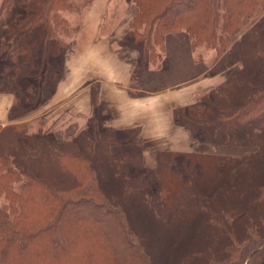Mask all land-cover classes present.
I'll list each match as a JSON object with an SVG mask.
<instances>
[{"label":"trees","instance_id":"trees-1","mask_svg":"<svg viewBox=\"0 0 264 264\" xmlns=\"http://www.w3.org/2000/svg\"><path fill=\"white\" fill-rule=\"evenodd\" d=\"M133 1L127 37L143 60L160 61L156 46L163 49L167 35L181 31L193 47L235 55L239 73L174 108L173 118L212 144L251 145L256 152H184L186 169L194 161L200 174L182 182L174 172L159 173L164 187L180 186L161 190L159 211L137 171L144 152L112 149L140 143V127L121 141L92 116L58 142L44 133L45 122L35 128L15 121L25 108L11 110L9 122L0 123V264H264V0ZM78 5L13 0L4 45L25 62L37 48L58 56L68 46L62 12ZM176 153L158 150L154 171Z\"/></svg>","mask_w":264,"mask_h":264},{"label":"rangeland","instance_id":"rangeland-1","mask_svg":"<svg viewBox=\"0 0 264 264\" xmlns=\"http://www.w3.org/2000/svg\"><path fill=\"white\" fill-rule=\"evenodd\" d=\"M90 0H76V3L79 5L72 10H64L62 12V15L66 18L67 22V28L68 31L63 33L61 38V28L60 24L58 25L56 33H59L61 40L68 45L66 50L63 48L61 50V53L58 56L52 57L49 53H43L41 54L40 49L37 48L35 50H31L33 53V57L30 60V62H25L19 53H12V48L4 45V42L8 39L7 36L2 35L1 37L3 40L1 41L0 38V93H10L13 91L16 96V101L14 107L11 109L15 112H19V108H25L26 110L18 115H15L17 119L15 120L18 124L21 123H29L33 124L35 128H38L42 125H44V133L47 131L46 127V121L44 117L41 115L40 111L44 109L43 104H46L49 100H54L58 95H61V82L63 79L66 78V70L68 65V59L67 55L69 53L70 47L73 44L76 35L79 33L77 29L79 30L81 26L83 25V20L85 21V15L88 13L91 8V2L89 4ZM13 4V0H6L4 3V9L5 12L10 11L11 6ZM89 4V5H88ZM110 6V20L107 19V21H104L102 26L103 27H112L117 21L122 20L121 22L129 21L132 17V15L135 13V3L133 0H111L109 2ZM258 18V16L255 17V20ZM84 26V25H83ZM83 28V27H82ZM182 34H185V38H183V41L186 43H191L190 36L185 32L181 31ZM179 33V32H177ZM176 34V33H172ZM181 35V34H180ZM87 45L85 47V50L81 53L79 51L73 52V55L77 54V59L80 58L83 66V71L81 72V75H85L87 72H91L92 66H95V62L93 63V56L90 52V46L96 45L97 40L94 35H89L87 37ZM102 41L104 39L102 38ZM182 41V39H181ZM109 49L110 54H115V56H118V54H121L119 47H122V45L133 47L137 54L135 58V65L137 70L134 74V81L138 82L140 87H150L151 85H154V87L161 89L165 87H171L173 91L180 90V85H175V83H179L184 76V72H176L174 76H170L169 78L166 75H162L159 78L156 79V75H154L151 78V81H148L146 84L142 83L143 81L140 79V74L144 73L145 71L151 72L154 70H151L146 67L157 66L160 65L161 62L164 59V52H165V44L164 48H160L159 46H156V52L157 54L162 52V58L161 60H156V62H150L147 60H143V55L140 47L133 42H131L127 37V32L124 33L122 30L117 29L115 32L109 36V38L106 41ZM182 49H183V44ZM16 50V49H15ZM184 50H187L184 46ZM7 51V52H6ZM183 53H180L179 56L183 55ZM194 54V65H195V72L200 70L203 71L200 75H198L196 78L192 80V82H189L187 84H184L186 88L189 91V94H192L191 96H194L192 100H198L207 93L212 87H215L219 84H221L226 78L231 76H236L241 68V63L237 62L234 63V60L236 59L235 55L232 54V56H227L226 58H222L223 56H218L214 49H211L207 47L206 45H200L195 46L193 50ZM43 56L44 59H42L39 56ZM159 61V62H158ZM147 62H150V66L146 64ZM92 64V65H91ZM200 66V67H199ZM92 73V72H91ZM197 73V72H196ZM195 73V74H196ZM199 73V72H198ZM197 73V74H198ZM95 70V72L92 73V78L90 81H93L92 79L95 76H98ZM83 77V76H82ZM78 78L77 84L80 83L82 80L81 78ZM86 77V76H85ZM84 77V78H85ZM88 77V76H87ZM189 77V74H188ZM194 77V76H193ZM83 78V79H84ZM87 79V78H86ZM83 81V80H82ZM88 80H85V83ZM82 83V82H81ZM80 83V84H81ZM135 84V83H133ZM193 87V88H192ZM170 90V88L168 89ZM167 91V90H164ZM164 91H161L162 93ZM138 93L141 95H145V92L143 90H138ZM183 93H180L179 95H175L172 100H175L176 102H181L182 100L179 99L177 96L182 95ZM106 100V99H104ZM49 104V103H48ZM46 104V106L48 105ZM104 106L103 99L99 101L98 108H102ZM169 110V108H168ZM168 110L163 109L162 110V117H163V130L157 133H154L152 131H148V133L144 136V138L141 135V142L140 143H121L120 145L114 146L112 149L114 151L118 149H123L127 147H134L136 149H140L144 152L146 158V162L142 167H138L137 171L143 174V179H145L146 183L143 185L145 186V191L147 192L149 196V200L153 207H155L157 210L162 211V203H164V200H162V193L161 190L164 188L165 193L169 191V189L172 191H176L180 189L179 184L172 183L171 186L164 187V185L161 184V179L159 176H161L159 173L165 172L163 174L167 173H175V176L177 180L186 181L189 178L193 179L195 176H198L200 174V171L198 170V164H194V161L191 165L190 172L186 169L189 165V158L184 156V152H181L180 148L178 149H172L176 151L177 153L169 163L162 164L159 168H157L154 171V159H155V151H158L159 148H161L163 145L160 143H157L154 139V136H166L168 139L171 138L172 133H175L176 136L184 135L185 132L187 135L186 143L182 146L181 142L178 141H171L168 140L166 148L168 147H174L177 148L180 144L181 148H186L189 150H197V152L202 153H214L218 155H233V156H239V157H246L254 155L253 153L256 152L257 148L251 146V145H229V144H212L208 140H206L203 133H201L199 130L191 132L189 129H185V126L177 125L176 123H173L175 128L166 130L165 123L167 122L165 119V112ZM55 118H57V115H55ZM61 119L64 121V125L67 121V119L61 115ZM97 119L100 128L108 126L106 122H108L107 115L102 113V110L97 112L96 118ZM106 121V122H105ZM51 123L49 126L53 127V133L47 132L50 135H55L57 139H62L66 137L68 133L64 132L61 133V130L59 128L61 127V123L58 122L56 119ZM144 126V123L141 122ZM167 124V123H166ZM172 123H169L167 126L174 127ZM74 125V124H73ZM73 125H70V128H73ZM114 127V131L116 134V137L120 139L121 141L125 140L127 136L130 134L133 127L136 125V123H131L130 125H114L111 124ZM43 127V126H42ZM187 128V127H186ZM61 133V135L57 134V131ZM61 136V137H60ZM172 145L170 144V142ZM178 150V151H177ZM195 160V159H192ZM135 169L131 167V172H134ZM159 174V176H158ZM162 177V176H161ZM175 178V177H173ZM174 184V186H173ZM3 202L2 197H0V205Z\"/></svg>","mask_w":264,"mask_h":264},{"label":"crops","instance_id":"crops-1","mask_svg":"<svg viewBox=\"0 0 264 264\" xmlns=\"http://www.w3.org/2000/svg\"><path fill=\"white\" fill-rule=\"evenodd\" d=\"M6 0H0V38L1 41L3 38L2 35L7 36L9 33V12H5L4 3ZM91 3V8L85 15V21L83 20V25L78 30V34L69 49L67 55L68 65H66V78L61 82V95H58L54 100H49L46 104H43L40 111L41 115L44 117L47 124V132L53 133V127L51 128L49 124H54L55 119L61 123V133H68L66 137L62 139H57L58 142H62L68 138L74 137L82 128L86 126L90 117L97 115V112L102 110V113L107 115L109 127H114V125H130L131 123H136L133 127H140L139 137L144 138L148 131L154 133L162 131L163 126V117L162 110H169L165 112L166 127L168 130L175 128L173 110L177 107L187 106L194 101V96L189 94L188 89L184 84L192 82L194 78L200 75L203 71L194 70V47L191 43H186L183 41L185 34L182 32L176 34H169L165 40V52L164 59L160 65L150 66V62H147L150 67L151 72L145 71L140 74V79L142 83L146 84L148 81H151V78L156 75V79L162 75H166L168 78L174 76L176 72H184L179 83L175 85H180L181 89L173 91L171 87H165L158 89L151 85L150 87H140L138 82L134 81V74L137 70L135 65L136 50L133 47L122 45L120 48L121 54L115 56V54H110V49L106 43L107 39L115 30L120 29L122 32H127L129 30V24L133 17L126 22H121L122 20L117 21L112 27H103L102 24L107 19L110 20V6L109 2L111 0H93ZM83 27V28H82ZM94 35L96 37V45L90 46V52L93 56V63L95 66H92L91 72L99 73L98 76H95L92 80V73L87 72L85 75H81L83 71L84 64L81 59H77V54L73 55V52L79 51L83 52L87 45V37L89 35ZM181 34V35H180ZM102 38L104 41H102ZM182 39V41H181ZM183 44V49L181 48ZM184 46L187 50H184ZM183 55L179 56L180 53ZM92 65V64H91ZM200 67V66H199ZM196 73V74H195ZM189 74V77H188ZM83 76V77H82ZM86 76V77H85ZM88 76V77H87ZM194 76V77H193ZM82 77L80 83L77 84L78 78ZM85 77V78H84ZM84 78V79H83ZM87 78V79H86ZM85 80H88L85 83ZM135 83V84H133ZM170 88V90H168ZM193 88V87H192ZM138 90H143L145 95L138 93ZM167 90V91H164ZM161 91H164L163 93ZM182 101H175L172 98L175 95ZM156 95V96H153ZM16 94L11 91L10 93H0V123L5 125L9 122V112L15 105ZM103 99L104 106L98 108L99 101ZM106 99V100H104ZM57 115V118H55ZM61 115L64 116L67 121L64 125V121L61 119ZM144 123L143 124L141 123ZM172 123L174 127L167 125ZM74 124V125H73ZM70 125H73V128H70ZM183 127V126H182ZM185 129H188L184 127ZM57 131L58 135L61 133ZM177 132V131H176ZM175 133L167 138L166 136H154V139L157 143L162 144L161 149H178L182 150L181 152H193L197 150H189L186 148H181L180 144L177 148L174 147H164L166 146L168 140L171 141H180L182 146L188 141L187 135L185 132L184 135L176 136ZM55 136V135H54ZM61 137V136H60ZM170 142V141H169ZM179 142V143H180ZM170 144H172L170 142ZM177 150V151H178ZM174 151V150H173ZM156 152L154 155H156ZM145 155V154H144ZM155 157V156H154ZM145 156V162H146Z\"/></svg>","mask_w":264,"mask_h":264},{"label":"bare ground","instance_id":"bare-ground-1","mask_svg":"<svg viewBox=\"0 0 264 264\" xmlns=\"http://www.w3.org/2000/svg\"><path fill=\"white\" fill-rule=\"evenodd\" d=\"M153 96H156V95H153ZM174 142V141H173ZM176 142V141H175ZM172 145V144H171Z\"/></svg>","mask_w":264,"mask_h":264}]
</instances>
